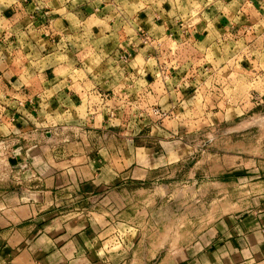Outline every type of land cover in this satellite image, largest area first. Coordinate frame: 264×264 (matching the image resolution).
Masks as SVG:
<instances>
[{"label": "rangeland", "instance_id": "rangeland-1", "mask_svg": "<svg viewBox=\"0 0 264 264\" xmlns=\"http://www.w3.org/2000/svg\"><path fill=\"white\" fill-rule=\"evenodd\" d=\"M114 2L124 9L95 20L77 0H0V213L67 205L41 198L38 171L42 146L67 143L121 182L74 208L108 215L106 249L139 236L129 258L154 261L155 240L185 241L264 194V0ZM50 83L64 92L43 90ZM21 96H49L53 112L14 136L15 107L3 102Z\"/></svg>", "mask_w": 264, "mask_h": 264}, {"label": "crops", "instance_id": "crops-1", "mask_svg": "<svg viewBox=\"0 0 264 264\" xmlns=\"http://www.w3.org/2000/svg\"><path fill=\"white\" fill-rule=\"evenodd\" d=\"M77 2L76 12L90 14L89 17L95 20L124 9L123 5L119 6L114 0ZM61 6H64L63 3L59 5V9ZM60 85L45 84L43 90L58 91L57 94L61 95L64 90H61ZM0 89L3 91L1 86ZM47 98L21 96L16 100L14 98L3 102L15 107V113L8 119L12 128L9 133L17 136V130L13 128L20 123L33 124L39 111L44 117H51L53 100L49 96ZM40 101L44 104L35 105ZM49 131L45 130L44 133L47 142L52 138ZM66 147L67 143L42 146V162L38 171H41L46 180L40 183L41 198L49 203L67 205L56 209L52 207L41 213L29 202L15 210L0 213V264H264V194L254 197L250 210L241 212L235 208L233 212L208 217L196 232H186L185 235L189 236L185 241L155 240V250L159 254L154 261L139 253H134V257L129 258L131 246L136 243L139 247L142 245L139 236H131L132 240L124 241L123 246L115 251L106 249L104 238L110 234L112 227L108 215L74 207L80 203L95 201L114 184L121 182H109V179L102 178V166H105L104 170L113 173L112 166L108 168V164H98L88 151L78 149L72 152L67 151ZM145 150L150 151V157L160 159L154 148ZM98 152L111 154L107 146ZM161 165L163 164L158 166ZM140 166L133 174L140 173L141 178L138 179L143 180L148 177L151 167L143 163ZM126 167L123 166L118 172ZM240 173L233 170L234 176ZM230 177V174L224 175L222 179L225 182ZM262 183L264 186V182ZM129 233L130 227L124 230L125 235Z\"/></svg>", "mask_w": 264, "mask_h": 264}]
</instances>
